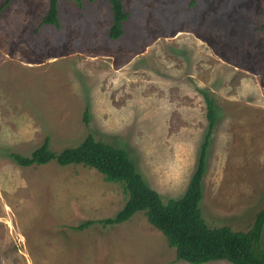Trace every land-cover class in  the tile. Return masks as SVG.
<instances>
[{"label":"rangeland","instance_id":"374dc122","mask_svg":"<svg viewBox=\"0 0 264 264\" xmlns=\"http://www.w3.org/2000/svg\"><path fill=\"white\" fill-rule=\"evenodd\" d=\"M192 1L122 0L130 16L113 40L109 0H60L59 26L41 25L49 0H0V264H189L144 212L74 229L121 210L119 183L10 153L91 134L125 149L164 201L181 198L208 129L204 92L217 108L204 219L250 229L264 209V0Z\"/></svg>","mask_w":264,"mask_h":264},{"label":"trees","instance_id":"16d2710c","mask_svg":"<svg viewBox=\"0 0 264 264\" xmlns=\"http://www.w3.org/2000/svg\"><path fill=\"white\" fill-rule=\"evenodd\" d=\"M59 1L49 0V8L42 19V26L60 25ZM70 1L78 4L83 2V0ZM10 2L11 0H6L5 6ZM109 2L113 16L109 36L117 40L123 36V25L130 14L125 11L122 0H109ZM194 2L195 0L192 1ZM261 29L264 31V25ZM203 95L207 106L208 129L201 145L196 170L181 198L164 201L162 195L144 179L125 149L97 141L91 134L78 146L65 148L59 153L50 149L49 138H46L30 156L16 152L10 153V156L23 167L45 165L52 160L60 166L83 165L97 170L106 181L120 184L126 196V202L121 210L114 217L88 221L75 227V230L86 229L96 222L105 225L123 224L138 212H144L149 224L159 230L167 239L169 246L175 249L177 261L189 264H205L213 261H226L230 264H264V209L257 214L255 222L246 232L235 231L229 226L212 228L204 219L201 209L203 180L207 170L208 149L217 122V108L207 93L204 92ZM84 120L85 123H89L88 110L85 112Z\"/></svg>","mask_w":264,"mask_h":264}]
</instances>
